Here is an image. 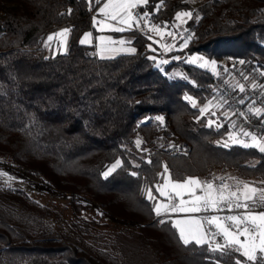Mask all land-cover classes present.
<instances>
[{
	"label": "trees",
	"instance_id": "trees-1",
	"mask_svg": "<svg viewBox=\"0 0 264 264\" xmlns=\"http://www.w3.org/2000/svg\"><path fill=\"white\" fill-rule=\"evenodd\" d=\"M192 1L139 5L161 24L179 11L192 13L186 48L167 53L162 65L150 37L137 30L124 32L133 34L135 52L107 58L93 44H81L97 0H0V161L61 194L70 191L65 196L75 216L61 232L38 238L53 232L48 223L55 211L21 187L0 184V264H264L233 247L185 245L170 218H156L155 200L147 197L149 189L158 194L165 165L174 180L208 177L216 168L264 179V152L225 146L228 122L210 124L185 99L204 103L214 93L210 71L183 55L198 51L250 67L264 98V0ZM61 26L70 29L67 50L46 56L41 40ZM153 114L166 116L186 152L153 143V126L142 121ZM116 159L120 165L105 176ZM77 194L85 201H76ZM92 203L129 226L94 233L103 223L81 216ZM74 236L88 251L70 243Z\"/></svg>",
	"mask_w": 264,
	"mask_h": 264
},
{
	"label": "rangeland",
	"instance_id": "rangeland-1",
	"mask_svg": "<svg viewBox=\"0 0 264 264\" xmlns=\"http://www.w3.org/2000/svg\"><path fill=\"white\" fill-rule=\"evenodd\" d=\"M100 4L103 5L107 2V0H99ZM196 0L192 1V4L195 3ZM143 4V3H141ZM140 3L137 4L136 7L132 8L130 11L134 17V14L139 11V5ZM97 11V10H96ZM96 11L91 10L93 13L92 17V27L89 30L84 31L80 38V40L84 37L85 33H91V38L89 43H84L86 45L93 44L94 48L97 52V54L101 57H107L111 58L114 57L118 54H123V53H131L127 51H123V49H128V48H134L133 45L131 44V40L134 37L133 34L130 33H124L125 31H136L137 28L135 26V21L132 24L131 28H127L124 25L117 24L115 21L111 20H105L104 16L102 14H99L100 17H97ZM188 12V10H183L177 12L173 19L168 21H163L161 24L160 22H153V26L149 29V31L144 34L148 37H150V40L152 44L150 47L154 49V52L156 53L155 58L157 59V63L161 64V61H167L165 58H167V53L173 51V50H183L187 46V41L184 39V35L186 32V27L185 23L189 17H180L179 19L177 18L178 13H184ZM96 18L97 21H104V23L111 24L114 27H124V31H113L110 28H104L103 30L101 29V25H94L93 23V18ZM150 19V18H149ZM152 20V19H151ZM159 28V32L152 31V28ZM63 29H69L68 27L61 26L58 28H55L48 33L44 35L42 38V46L45 48V55L46 56H54L58 53H64L67 50L68 47V40H69V34L67 36L66 44L62 41L61 38L59 37H54L53 41H48V37L50 35H53L55 33L61 32ZM138 31V30H137ZM139 32V31H138ZM171 33V35H169ZM140 34V32H139ZM99 37H103V41L98 39ZM183 38V39H182ZM125 41L124 44H120V41ZM40 42V44H41ZM167 46V47H166ZM184 55V60L185 62L189 64L196 65L200 68L213 71L216 70L220 65L225 64L226 62L233 61L235 62L234 59H215V58H210L206 54L198 51L190 52V53H185ZM160 58H159V57ZM166 56V57H165ZM182 57V54H173L172 56H168V60L171 59H178ZM193 58H195L194 62ZM164 65V63H162ZM243 66V65H242ZM239 67V66H238ZM176 73V72H174ZM178 73V72H177ZM234 77V76H233ZM235 78V77H234ZM233 78V79H234ZM240 81V80H238ZM236 82V81H235ZM234 84L236 85V83ZM244 91L242 92V95L244 92L248 89L251 88L248 83L252 84L253 87L257 86L258 82H251L249 79H245L244 81ZM234 85V86H235ZM243 85V84H242ZM246 85V86H245ZM240 89V88H238ZM240 93V92H239ZM241 94V93H240ZM193 101L195 102V107L200 110V113L202 115H205L209 122L216 126L222 125L224 122H228L230 126V131L227 133L226 137L222 140V143L225 145H231V144H240L243 145V143H247L249 145L253 144L252 137L255 136L257 140L259 141H264V136H259V135H245V133L242 131L241 127L238 125L237 122L231 118L230 116V110L228 106L226 105L225 102H223L219 97H217L215 94L213 96H209L206 98L204 103L198 102L196 99L191 98L190 102L193 105ZM201 109H204L202 112ZM156 117H163V123H161L159 120L156 119ZM142 121L150 123L153 126V143L156 144L159 147H162L170 152H186L188 150V145L186 144L185 141L180 140L174 133L172 127L169 124V120L166 118L165 115L163 114H153V115H147L145 116ZM242 141L243 143L239 142H233V141ZM140 146V144H139ZM136 143V147L139 148ZM257 148L255 146H250ZM259 150V148H257ZM117 161H120V159H116L114 162L110 163L104 170L105 172H109V169L112 168L114 164H116ZM162 178L157 186H162L165 183V180L169 178L168 172L165 173V171L162 173ZM192 178H196L201 182H210L214 185L215 188L218 190L220 189L221 185L227 184L229 186L228 191H237L238 189H242L244 184H248L251 187H255L257 189H264V179H258V178H244L239 175V173L235 170L232 169H227V170H221V169H214L210 176L208 177H200V176H190ZM188 178V177H187ZM185 178V179H187ZM171 179V178H170ZM185 179L182 180H174L171 179L172 182H183ZM222 183L220 184V182ZM0 184H6V185H12V186H18L26 191H28L35 199H37L39 202L48 205L50 208H52L55 211V216L53 219L49 221V225L52 226L54 229L53 232H48L46 230L43 231L44 234H40L38 238H45L47 236L55 235L54 233H59L61 232L62 229H64L65 223L67 221H70L71 219H75L74 214L68 205V200H70L69 196L65 195H70V191H66L64 194L59 193L58 191L54 189H50L45 187V185L39 181L36 178L26 176L20 171L16 170L15 168H12L8 164L0 161ZM171 195H174V193H171L170 189H166ZM158 192V191H157ZM197 195H202L203 193L197 189L196 192ZM238 194H240L238 192ZM72 195V194H71ZM76 201L82 202L83 200L85 201V196L83 194H77L76 195ZM153 197H155V204L157 203H163L165 201L166 203H171V204H176L179 203V199H173L171 201L167 200L164 196H161L160 193L158 194H152ZM147 197H148V192H147ZM241 198L243 199V196L241 195ZM185 200L191 199L188 195L184 196ZM93 206H91L89 209L82 211L81 216L84 218H89V219H95L99 222H101L102 225L99 227H96L94 229V233H105L106 231L109 230H115V229H121L123 226L128 227L129 223L123 222L119 218L111 217L109 218L106 214H104L103 209L99 207L97 204L92 203ZM257 211L260 209L257 208ZM242 209H234L233 211L229 212L226 208L223 210L219 211H201L199 212V215L196 216L200 218L204 217H210V216H219L221 218L228 216V215H236L239 212H242ZM213 212V213H211ZM197 213V212H196ZM211 213V214H210ZM173 218L174 214L171 215ZM157 218V216H156ZM170 216H166V214L161 215L157 219L159 220H164V219H169ZM190 217H181L180 219H187ZM205 229H207L206 232H209L211 235V240L212 243L211 246L216 248L217 243L224 245L225 240L223 238L222 234L218 235H213V233L217 232V229L214 226H209L205 222ZM41 233V232H40ZM221 238L223 240H221ZM244 237H241V240H243ZM77 237L74 236V238H70V243L74 244L77 241ZM78 247L84 249L85 251H88L84 246V242H78L77 244ZM226 248V247H225ZM234 248V247H233ZM235 249V248H234ZM242 253V251H241ZM257 259L255 261L251 262H263L264 261V253H261L259 250L256 252ZM247 259V258H246Z\"/></svg>",
	"mask_w": 264,
	"mask_h": 264
},
{
	"label": "snow or ice",
	"instance_id": "snow-or-ice-1",
	"mask_svg": "<svg viewBox=\"0 0 264 264\" xmlns=\"http://www.w3.org/2000/svg\"><path fill=\"white\" fill-rule=\"evenodd\" d=\"M99 2V0H97ZM147 0H107V2L99 9V13L102 14L105 20L115 21L117 24L124 25L127 28H131L134 22V17L131 13V9L136 7L139 3H146ZM147 14H145L146 16ZM191 12L178 13L177 18L191 17ZM94 25H101V29L110 28L113 31H124V27H114L111 24L104 23V21H97L93 18ZM152 31L159 32V28H152ZM70 29H63L61 32L55 33L48 37V41H53L54 37H59L66 44L67 36ZM91 33H85L84 37L80 40L81 44L89 43ZM171 35V33H169ZM103 41V37H99ZM125 41H120V44H124ZM167 47V46H166ZM127 52H135L134 48L123 49ZM195 58H193L194 62ZM167 63V61H163ZM243 63V61H241ZM240 91H244L243 85H240ZM187 100H191V97H185ZM193 107L195 102L193 101ZM203 112L204 109H201ZM259 113L260 109H256ZM161 123H163V117H156ZM211 124V122H210ZM248 135V133H245ZM253 144L249 145L242 141H233L243 143L244 147L255 146L259 148L261 152H264V141H259L255 136L252 138ZM137 146L141 143L136 141ZM227 146V144H225ZM120 165V161L109 169V172L114 170ZM165 173L168 169L165 165ZM109 173L105 172L107 176ZM135 175V173H133ZM166 189H170L171 195ZM197 189L203 194L197 195ZM229 186L227 184L221 185L220 189L214 187L210 182H201L196 178L188 177L183 182H172L170 177L165 180L164 185L157 186L156 191L164 196L167 200L179 199V203H157L154 206V211L157 216H161L167 213H196L201 211H219L226 208L229 212L234 209H242L236 215H228L223 218L219 216L204 217L203 220L190 217L187 219H177L173 222L179 232L180 240L185 244H189L193 241L197 244H203L207 242V233L204 228V222L209 226H214L217 229L213 235L222 234L225 240V244L221 245L217 243L215 250H222L225 247H234L235 251L241 252L247 261H255L257 259L256 252L259 250L264 253V189H257L251 187L248 184H244L242 189L237 191H228ZM238 192L240 194H238ZM188 195L191 199L185 200L184 196ZM243 196V199L241 198ZM148 199L152 200L155 197L152 196L151 189L148 190ZM260 210L257 211L256 209ZM163 223L164 221H160ZM241 237H244L241 240ZM236 264H241L239 260Z\"/></svg>",
	"mask_w": 264,
	"mask_h": 264
},
{
	"label": "built area",
	"instance_id": "built-area-1",
	"mask_svg": "<svg viewBox=\"0 0 264 264\" xmlns=\"http://www.w3.org/2000/svg\"><path fill=\"white\" fill-rule=\"evenodd\" d=\"M134 21L137 30L142 34H146L153 26V21L140 11L134 14ZM210 76L213 93L226 103L231 118L239 124L242 131L248 135L264 136V98L261 93L254 88H248L241 95L230 82L231 76L241 82L245 79L256 82V73L244 65L233 67L232 61L229 60L216 70L210 71ZM256 109H260V112L257 113Z\"/></svg>",
	"mask_w": 264,
	"mask_h": 264
},
{
	"label": "crops",
	"instance_id": "crops-1",
	"mask_svg": "<svg viewBox=\"0 0 264 264\" xmlns=\"http://www.w3.org/2000/svg\"><path fill=\"white\" fill-rule=\"evenodd\" d=\"M141 4V3H140ZM102 7V5H100V7L97 9V11H96V16L97 17H100V13H99V9ZM233 76H231V78H230V82L232 83V85L234 86L235 84H234V82L236 83V87L237 88H240V85H242L243 84V86H244V84H245V82H241V81H238L236 78H234ZM248 85H250L251 86V89H253L254 87H253V83L251 84H249L248 83ZM246 86V85H245ZM163 203H166L165 201H163ZM211 213H213V212H211ZM210 213V214H211ZM172 214H174V215H176V216H174L173 218H171L172 216ZM199 215V212H197V213H167L166 214V216H170V219L172 220V222H174L175 220H177V219H180L181 217H196V216H198ZM157 216V215H156ZM158 217H160V216H157V218ZM198 219H201V220H203V218H200V217H197ZM204 228H205V222H204ZM206 231H207V229H205ZM178 231V230H177ZM179 233V232H178ZM207 233V237H206V239H207V242L206 243H210V244H213L212 243V240H211V235H210V233L209 232H206ZM221 240H223L222 238H221ZM193 242H195V241H193Z\"/></svg>",
	"mask_w": 264,
	"mask_h": 264
}]
</instances>
